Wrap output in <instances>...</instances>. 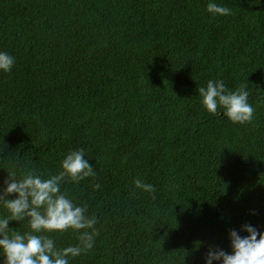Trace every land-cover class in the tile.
Here are the masks:
<instances>
[{
	"label": "trees",
	"instance_id": "trees-1",
	"mask_svg": "<svg viewBox=\"0 0 264 264\" xmlns=\"http://www.w3.org/2000/svg\"><path fill=\"white\" fill-rule=\"evenodd\" d=\"M207 2L0 0V50L16 58L0 73V188L78 148L97 172L62 185L98 219L71 264H204L209 246L231 252L230 229L264 231V0H217L232 14L215 18ZM209 79L246 83L253 121L208 113Z\"/></svg>",
	"mask_w": 264,
	"mask_h": 264
},
{
	"label": "clouds",
	"instance_id": "clouds-1",
	"mask_svg": "<svg viewBox=\"0 0 264 264\" xmlns=\"http://www.w3.org/2000/svg\"><path fill=\"white\" fill-rule=\"evenodd\" d=\"M206 11L213 18L232 14L231 8L217 0H208ZM15 64L14 55L0 50V73H10ZM197 92L200 103L212 115L222 109L219 114L235 124L251 123L254 119L255 107L249 102L246 83L231 90L223 79H209ZM7 173L0 188V264H71L93 249L99 235L96 215H89L87 205L76 203L62 189L66 180L78 184L97 175L85 149L69 150L56 174L33 168ZM133 183L155 199L153 184L140 178ZM94 187L99 189L100 185ZM11 221L26 224L27 230L10 226ZM69 232L75 234L76 242L59 246L54 237ZM228 238L231 252L219 245L209 246L204 264H264V231L258 226L245 223L240 229H230Z\"/></svg>",
	"mask_w": 264,
	"mask_h": 264
}]
</instances>
